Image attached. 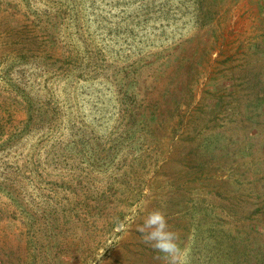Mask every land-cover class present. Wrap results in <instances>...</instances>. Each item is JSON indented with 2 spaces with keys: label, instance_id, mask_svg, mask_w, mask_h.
I'll return each instance as SVG.
<instances>
[{
  "label": "rangeland",
  "instance_id": "374dc122",
  "mask_svg": "<svg viewBox=\"0 0 264 264\" xmlns=\"http://www.w3.org/2000/svg\"><path fill=\"white\" fill-rule=\"evenodd\" d=\"M264 264V0H0V264Z\"/></svg>",
  "mask_w": 264,
  "mask_h": 264
},
{
  "label": "clouds",
  "instance_id": "9594fccd",
  "mask_svg": "<svg viewBox=\"0 0 264 264\" xmlns=\"http://www.w3.org/2000/svg\"><path fill=\"white\" fill-rule=\"evenodd\" d=\"M142 211L144 215L136 226L141 242L151 247L154 252L162 253L169 260V264H182L184 253L179 243L180 236L169 225L165 212L149 209L146 203L142 206Z\"/></svg>",
  "mask_w": 264,
  "mask_h": 264
}]
</instances>
